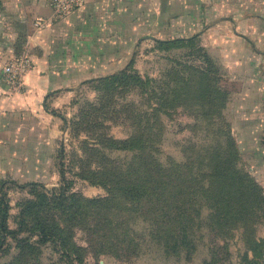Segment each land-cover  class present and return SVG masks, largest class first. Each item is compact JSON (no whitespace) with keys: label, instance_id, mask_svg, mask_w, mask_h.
Segmentation results:
<instances>
[{"label":"rangeland","instance_id":"rangeland-1","mask_svg":"<svg viewBox=\"0 0 264 264\" xmlns=\"http://www.w3.org/2000/svg\"><path fill=\"white\" fill-rule=\"evenodd\" d=\"M255 16L264 30V0H115L89 38L66 35L67 86L47 104L60 123L53 162L26 178L0 169L7 226L28 242L8 237L0 264H264L263 121L239 101L264 67V31L254 53L244 40ZM23 28L3 29L2 46L15 31L13 56L30 57ZM31 61L15 90L2 68L10 94L25 92ZM121 72L130 81L105 80ZM61 169L63 202L21 187L57 195Z\"/></svg>","mask_w":264,"mask_h":264},{"label":"crops","instance_id":"crops-1","mask_svg":"<svg viewBox=\"0 0 264 264\" xmlns=\"http://www.w3.org/2000/svg\"><path fill=\"white\" fill-rule=\"evenodd\" d=\"M115 0H85L84 6L68 15L65 19L57 20L54 12L45 0H15L11 8L15 15L3 11L10 3L3 2L0 9V169H17L19 176L33 177L36 171L33 168H48L53 162L54 147L60 126L58 115L48 109V99L55 92L63 90L65 85L62 77L58 76L57 60L64 58V49L67 47L65 37L71 33H82L89 38L88 33L97 32V27L110 22L107 14ZM1 5V3H0ZM259 17V18H258ZM252 17L246 28L248 32L244 40L249 53H254L257 37L263 34V27L257 28V19ZM44 19L45 25L37 27V19ZM20 24L24 28L26 37V52L34 62V69L26 77L25 92L18 95L10 94V90L1 80V71L5 63L12 58L13 45L20 33L12 32L15 40L11 45L2 46L9 33L2 32L9 25ZM247 23V22H245ZM247 23V24H248ZM246 24V25H247ZM251 34V35H250ZM254 34V37H251ZM11 36V34H10ZM95 38L96 36L93 35ZM67 52V51H66ZM261 60L264 61V52ZM241 89L242 103L256 108L255 119L262 120L258 131L264 132V67L260 70L255 66L254 75L247 76ZM257 131V129H256ZM264 144V141H263ZM61 175V171H60Z\"/></svg>","mask_w":264,"mask_h":264},{"label":"trees","instance_id":"trees-1","mask_svg":"<svg viewBox=\"0 0 264 264\" xmlns=\"http://www.w3.org/2000/svg\"><path fill=\"white\" fill-rule=\"evenodd\" d=\"M197 39V35L190 37V38H177V39H172L169 41H161V40H157L156 42L159 45L165 46V45H177L183 42H194ZM124 79L125 82L127 83L128 81H130L127 76L125 75V72H121L117 75H113L110 77H107L105 80L109 81V80H121ZM55 114V113H53ZM232 155L234 157V153L237 152L234 145L232 144ZM63 163H62V168H63ZM61 178H62V189L59 192V194H55V193H50L51 196H48L47 194H45V191L47 192L45 186L39 184V183H35V182H31V183H27L25 185H21V187H25V188H40L42 190V198H49L51 200H53V203L57 202H63L66 193L69 190V186H67L68 182L66 180L65 177V172L63 169H61ZM5 186H7L6 183H2L0 185V252L4 249V247L6 246V241L7 238L10 237L14 242H16L18 245L22 246V247H26L28 242L26 241L27 239H19L17 236V232L14 230H10L7 226V220L9 217V210H10V205H9V200L7 198V195L5 193ZM136 190V191H135ZM139 190L138 189H129L127 191L128 196L131 198H135L133 193H136V195L138 194ZM140 196V194H138V197ZM33 207V205H32ZM39 233L42 236V238H49L51 235L55 234V231L46 229L45 227L41 226L39 229Z\"/></svg>","mask_w":264,"mask_h":264},{"label":"built area","instance_id":"built-area-1","mask_svg":"<svg viewBox=\"0 0 264 264\" xmlns=\"http://www.w3.org/2000/svg\"><path fill=\"white\" fill-rule=\"evenodd\" d=\"M49 7L54 12L57 20L65 19L71 13L80 10L85 0H45ZM37 27L45 25L44 19L38 18L36 22ZM32 61L27 56H13L3 66L4 81L7 85H13L12 90L16 89L15 85L18 78L31 69Z\"/></svg>","mask_w":264,"mask_h":264},{"label":"water","instance_id":"water-1","mask_svg":"<svg viewBox=\"0 0 264 264\" xmlns=\"http://www.w3.org/2000/svg\"><path fill=\"white\" fill-rule=\"evenodd\" d=\"M61 152L63 153V149L61 150Z\"/></svg>","mask_w":264,"mask_h":264}]
</instances>
